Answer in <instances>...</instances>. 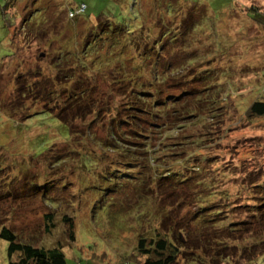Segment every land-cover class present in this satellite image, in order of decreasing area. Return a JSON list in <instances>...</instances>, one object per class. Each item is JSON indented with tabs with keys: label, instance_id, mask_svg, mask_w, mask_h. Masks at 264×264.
Listing matches in <instances>:
<instances>
[{
	"label": "rangeland",
	"instance_id": "obj_1",
	"mask_svg": "<svg viewBox=\"0 0 264 264\" xmlns=\"http://www.w3.org/2000/svg\"><path fill=\"white\" fill-rule=\"evenodd\" d=\"M5 1L10 3L4 6ZM81 4L85 5L84 11L71 16L69 10L75 11ZM180 8L186 9L178 12L176 20L175 13ZM160 15L166 19L164 26L191 16L194 23L186 35L189 39L184 47L186 51L178 57L186 55L187 65H198L186 77L199 75L200 71L205 76L210 74L207 81L211 80L219 89L222 107L217 108L218 122L210 126L212 130L204 137L196 164L203 167L199 175L206 179L209 191L218 194L210 199L214 206L210 205L206 211L217 209L220 214L210 221L192 218L198 207L190 202L177 205L179 196L175 200V195L167 199V187L161 185L163 188L158 190L153 185L155 192L147 209L148 217L139 218L141 224H138L130 209L135 185L128 182L113 195L116 205L107 212L95 213L101 197L96 193L99 191L82 189L81 180L87 181V175L74 160L70 161L74 166L68 161L60 163L67 154L78 156L77 149L70 150L73 143H86L89 152L99 150L90 144L93 139L66 141L58 134L56 123L61 122L58 114L66 106V96L76 81L91 83V97L86 102H94L91 108L97 109L92 114L86 111L82 119L67 118V125L70 124L71 131H82L85 135L89 130L93 138L102 140L109 136V119L124 117L119 109L127 100L129 88L112 86L115 74L109 72L85 74L83 71L81 77L64 81L63 72H58L62 68L57 65L63 57L57 55L59 44L68 45V40H73L72 52L77 49L75 57L79 59L85 55L78 54L81 43V50L87 48L91 52L100 48L102 55L97 49L92 62L80 63L93 69L114 68L121 63L114 70L126 71L124 76L133 75L146 84L150 75L143 73L139 77L138 72L151 71L147 61L152 47L159 54L164 53L165 58L160 62L183 49L171 47L178 28H169L157 39L164 28L155 25L154 20ZM118 24L121 31L116 30ZM135 48L143 53L139 55ZM70 59V56L62 58L70 61L71 76ZM154 69L158 74L175 73L181 66L175 72L173 68L155 66ZM257 97L264 98V0H0V226H7L19 240L35 246L61 244L66 264H142L144 257L135 249L140 233L137 231L171 230L166 224L177 222L180 230H192L196 237L204 232L211 246L195 250L194 246L186 245L180 249L174 264H257L262 260L259 252L264 247V243H258L264 239V211L257 213L254 207L264 200L259 196L261 189L264 190V117L249 120L244 113L245 107ZM49 101L55 119L48 110L42 111ZM88 104L83 103V108ZM71 108L66 106L68 117L79 112ZM90 121L92 127L88 129ZM125 129L127 125H122L119 132ZM139 137L136 139L141 140ZM48 147L51 150L41 154ZM111 156L119 158L117 153ZM106 161H100L103 165L99 168L105 169ZM92 178L95 184L100 183L99 177ZM44 180L53 182L50 195L53 207L45 204L39 195L30 194L31 184ZM196 191L199 192L197 186L185 198ZM70 202H74L73 207L68 206ZM111 209L120 214L116 221L109 217L113 214ZM49 213L52 215L47 221L45 214ZM64 215L74 220L73 242L67 237ZM50 222L54 227L48 233L45 227ZM6 247L7 242L0 239V264H7ZM216 255L221 258L216 260ZM194 256H198L196 260L192 259Z\"/></svg>",
	"mask_w": 264,
	"mask_h": 264
},
{
	"label": "trees",
	"instance_id": "obj_2",
	"mask_svg": "<svg viewBox=\"0 0 264 264\" xmlns=\"http://www.w3.org/2000/svg\"><path fill=\"white\" fill-rule=\"evenodd\" d=\"M9 3L10 1H5L4 6ZM80 6L75 11H73V9L69 10L70 15L82 13L84 9L77 13ZM185 9L186 8H180L175 13V17H177L176 20L178 19V12ZM169 19L170 18H168V20ZM154 21L157 27L166 23V19L161 17V15L160 18ZM193 23L191 16L186 15L175 24H170V26L163 25L164 28L160 30L157 39L159 40L161 35L167 32L169 28L174 27V30L178 28L175 34L176 38H174L171 47H174V50L183 49L181 52H178L177 55H172L164 62H160L162 58H165L162 56L164 53L161 52L159 54L157 48L152 47L148 51L149 61H147V64L151 66V71L149 72L144 69L142 73L138 72L139 77L143 76V73L150 75L149 78L146 79V84L139 81L137 77L136 79L132 77L133 75L124 76L123 74H127L126 71L114 70V68H120L122 65L121 63L117 64L114 68H103V66H99L97 69H93L89 64L80 63L82 61L92 62L93 57H96L93 54H97V49V52L102 55L103 51L100 50V48L94 49L91 52H89L87 48V50H81L83 44L81 43L78 48V54L81 56L84 52L85 55L79 59V57H75L77 56V53H75L77 49H75V52H72L74 47H72L71 41L73 40H68V45L59 44L60 46H58L57 49L58 58H60L59 55L63 56L62 58L70 56V60L73 64L72 70H70V76L68 70L70 61L62 60V58L59 59L57 65L62 69H58V72H63L64 81L66 79L79 78L77 76L81 77L83 71L86 72L85 74L91 72H109L115 74L112 76V86L116 85L117 89L124 90L129 88L128 91H126L127 100L119 109L120 115L124 114V117H117L116 119L114 116L112 118H110V116V119L108 118V132L110 133L104 140L96 137L93 138L94 135L89 130L86 135L83 134L82 131H71L70 124L69 126L67 125V118L71 119V121L77 118L82 119L85 118L86 111L88 114H92L93 111L97 109L91 108L94 102L90 101V104L86 102L91 97L89 91L91 83L89 81L84 82V80H77L75 87H72L76 88L78 91L71 87L69 95L66 96V106H68V108L73 106L71 109H78L79 112L76 115L68 117L65 112L66 106H63L58 114V120H61V122L60 124L56 123V126L58 127V134H60L63 139L66 141H80L83 139L84 142L93 139L90 144H95L93 147L99 149L98 152H89L88 149L85 148L86 143H82L81 145L80 143L77 145L73 143V148L70 150L74 151L77 149L78 156L72 157L67 154L65 155L67 156L66 160H60V163L68 161L72 166H74L73 161L72 163L70 161L74 160L75 165L82 168V172L87 175V181L84 179L81 180L82 189L88 191L95 188L96 191H99H95L101 196L96 203L97 205H95V213L101 210H106L107 212L108 209L116 205L113 195L119 192V189L125 182H128L135 185L132 192L134 202L130 209L134 213V217L138 220V224H141L139 218L146 220L148 217L149 212L147 209L154 198L153 185L158 186V190L163 188L160 187L161 185L167 187V189H165L168 190V194L166 195L167 199H173L175 195L173 199L175 200V198L179 196L178 199H176L177 205L190 202L195 207H198L197 210L193 211L191 215L192 218L210 221L220 214V210L217 209H209L206 211L210 205L214 206V203L211 202L210 199L218 194L209 191L206 179L199 175L203 167L196 165L200 160L198 151L203 148L201 145L204 137L212 130L210 126L218 122L216 119L218 116L217 108L222 107V105H219L221 101L218 100L219 91L217 90L219 89L212 84L211 80L207 81V77L210 74H206L205 76V74L200 71L198 73L199 75L186 77V74L192 71L194 66L198 65L192 67L187 65L186 55L178 57L180 53L186 51L184 47L188 44L187 40H189L186 35ZM115 27L117 31L122 30L119 24L118 26L115 25ZM179 36L183 37L178 38ZM148 37H150V33H148ZM154 43L155 40H153L152 44ZM135 51L139 52V55L143 53V50L139 48H135ZM75 58L77 61L74 60ZM125 61L128 62L127 56ZM66 64L67 67L65 66ZM155 66H157V69L165 68L168 70L173 68L174 72L177 67L181 66V70L175 73L161 72L158 74L154 71ZM79 71L80 73L77 75ZM182 76L184 77L183 79ZM169 79L172 81H169ZM81 99H84V101L80 104L79 101ZM222 100L224 101L225 98ZM83 103L88 104L86 109L83 108ZM96 104H98V102ZM50 105L51 102L49 101V104L44 105V110L42 111L48 110L50 112ZM98 107L100 106L98 105ZM244 113L248 119L264 117V98L259 99V97H257L251 100L245 107ZM50 115L54 118L51 112ZM122 125H127V129L119 132V128ZM90 127H92L91 121L88 123V129H90ZM144 132H148V134H144ZM137 136H140L139 138H141V140H137ZM141 143L143 144L142 147L138 145ZM51 144H53V140H51ZM49 150H51L50 147L45 149L41 154ZM113 153H117L119 158L116 159L112 157L111 155ZM193 155H195V157H193ZM61 158L60 156L58 160ZM104 159L108 160V162L106 161L108 166L105 169L99 168L102 164L100 161H105ZM161 165L162 169L159 168ZM92 177H99L100 183L98 185L95 184ZM52 184L53 182L49 183L48 181L45 182V180L42 183L33 182L29 188V190H31L30 194H32V196L39 195V197L44 200L43 202L45 204L53 207L54 202L50 197L51 190L53 189ZM196 186L199 188V192L196 191L190 198H185L189 191ZM262 186H264V183ZM187 187L189 191H182V189ZM259 196L264 197V190L261 189ZM136 201H138V203H136ZM190 203L187 205H191ZM68 206L73 207L74 202H70ZM254 207L257 208V213L264 211V200L260 202V204H255ZM111 210L113 214L112 217H109L116 221L118 219L117 216L120 214L114 212L113 209ZM45 215L47 221H50L52 213ZM150 215L154 217L153 213H150ZM164 217L169 218L168 215ZM63 221H66L68 224V230H66L67 237L73 242L75 239L74 220L64 215ZM218 221L219 220H215L216 223ZM166 222L167 220L164 219V224H166ZM51 223L52 222L46 224L45 227V231L48 233L50 228L54 227V224ZM166 226L171 230L152 229L137 231L140 233L137 238L135 249L137 254L144 257L142 264H174L177 261L180 249L182 247L184 248L186 245L188 247L194 246L195 250L196 248L204 249L211 246V240L204 232L196 237L193 235L192 230H180L177 222L168 223ZM244 229L245 231L251 230V228ZM191 233L193 237H191ZM0 239L7 242V264H66V257L61 244L52 247L35 246L32 243L19 240L16 233L5 225L0 226ZM258 243H264V239L260 240ZM259 254L262 255L260 258L262 260L257 261V264L264 262V247L260 249ZM197 257L198 256H194L192 259L196 260ZM219 258H221V256L216 255L215 259L218 260ZM252 259H250V261Z\"/></svg>",
	"mask_w": 264,
	"mask_h": 264
},
{
	"label": "built area",
	"instance_id": "obj_3",
	"mask_svg": "<svg viewBox=\"0 0 264 264\" xmlns=\"http://www.w3.org/2000/svg\"><path fill=\"white\" fill-rule=\"evenodd\" d=\"M84 7H85L84 4H82V5L80 6V8L77 10V13L80 12V11H83ZM80 13H81V12H80Z\"/></svg>",
	"mask_w": 264,
	"mask_h": 264
},
{
	"label": "clouds",
	"instance_id": "obj_4",
	"mask_svg": "<svg viewBox=\"0 0 264 264\" xmlns=\"http://www.w3.org/2000/svg\"><path fill=\"white\" fill-rule=\"evenodd\" d=\"M80 14V13H79Z\"/></svg>",
	"mask_w": 264,
	"mask_h": 264
}]
</instances>
